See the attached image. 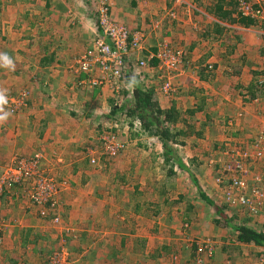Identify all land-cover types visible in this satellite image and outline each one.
Instances as JSON below:
<instances>
[{
    "label": "crops",
    "instance_id": "crops-1",
    "mask_svg": "<svg viewBox=\"0 0 264 264\" xmlns=\"http://www.w3.org/2000/svg\"><path fill=\"white\" fill-rule=\"evenodd\" d=\"M107 1L116 21L125 24L134 32L145 35L144 58L149 53H155L158 44L166 42L165 40L181 45L192 55L191 62L179 77V80H184L183 82L186 83L183 87L190 90L186 95L187 98L181 103L173 99L168 101V97L158 94L154 89L155 100L158 101L161 109L168 110L174 106L181 114L193 110L195 120H200V123L204 120L206 122L210 110L204 106V110L197 111L199 101H205V96H208L211 91V83L218 76L221 79L225 77L235 84L233 92L237 93L238 104L235 102L233 107L231 103L227 104L232 107L230 110L231 112L233 110L232 114H235L240 106L248 109L249 105L254 103H243V95L251 86L257 89L258 81H262L264 76V25L245 28L237 23L219 21L214 15V9L219 0H188L189 6L181 7H175L174 0ZM229 1L226 0L225 3L228 5L232 0ZM92 3H94L93 0H35V25H33L35 36H38L35 42L39 49L35 55V92L40 87V80L42 88H49L52 91L45 94L46 102L42 93L38 92V96L35 95L38 99L35 100L34 119L16 116V118L12 117L11 120L0 123V167L8 163L13 154L28 156L41 153L48 158L45 159V164L50 162L49 170L54 171L58 177L66 178L71 182H75L76 179H71L74 177L83 179L82 185H72L63 193L61 198L65 201H62L61 210L66 223H72V226L82 224L88 230L91 229L90 226L94 224V219L98 216L99 212L93 209L95 202L98 204L97 200L102 202L103 198L99 192L104 191L105 185L95 187L92 186L93 180L86 182L88 176L94 179L91 173L93 170L97 172L98 170L91 165L85 151L87 148L94 147L93 149L98 152L96 148L100 142L97 143V141L103 125L108 126L109 124V128L119 126L117 123L119 119L113 118L110 113L113 104L117 101L111 98L110 93L106 98L103 95L109 85L104 86L105 88L83 85L78 78L76 80L73 78V73L70 71L73 60L85 52L90 45L92 46L91 42L94 39L97 25L94 24L96 16ZM227 5L224 6V10L231 9ZM173 12L175 18H170L169 14ZM2 40L1 36L0 41ZM43 58H51L53 62L45 65ZM207 64H213L215 72L221 69V65L226 71L224 74L218 71L209 77L204 70ZM152 70L156 71V68L152 67ZM148 75V73L142 74L140 79L136 80L137 85L147 80ZM179 80L178 86L182 84ZM153 86L151 84L149 87L153 90ZM86 90L93 92V98L89 101L94 102L98 96L97 103L91 105L88 100H85L87 97L82 98L79 95L82 92L85 93ZM183 91L184 89H180L179 93ZM202 117H204L203 120ZM228 118L226 116L224 120ZM125 132L124 129L123 133ZM130 132L132 134V130ZM27 139L32 142L31 145L29 144V148L32 146L29 150L23 148V143ZM104 160L103 158L102 164ZM126 164L130 163H125V166ZM102 170L105 168L102 167ZM105 172H108L107 167ZM107 186L109 190L115 189L118 185ZM119 190L120 196L115 204L118 203L117 205L122 207L126 204L128 208L125 212H115L112 215H110V209L103 212L101 221L103 218L110 220L109 223H112V226L102 225L105 230L102 229L98 234L102 236L100 241L85 246L84 233L81 234V230L77 234H74L73 230L71 233H65L68 246L70 248L73 246L78 252L77 256L81 261L79 264H121V260L125 264H140V262L145 264L146 260L143 262L142 258L146 259L150 251L146 252L142 244L151 246L150 231L151 228L155 229L153 222L151 224V219L154 218L148 219L145 214L136 212L141 209L137 205L142 204V198L131 202L132 194L124 186ZM10 197L13 202L7 197L0 205V216L3 215L5 222L9 223L2 230L0 225L2 231H0V261L8 262L13 256L12 259L16 261H11V264H17L22 257L25 259L28 257L30 264H42L40 257L50 254L54 249V246L50 245L52 243L55 245V241L58 243L61 240V238L57 240V237L55 239L57 233L55 234L52 228V226L56 227L53 225L54 217L50 216L45 219L40 215V209L30 205L29 202L19 204L17 197ZM88 205L93 209L88 208V210ZM10 209H14L15 212H10ZM14 214L15 217H13ZM161 220L160 218L159 221ZM159 221L157 223L155 221V224L158 225ZM141 223H144V227L149 228V231L144 232ZM216 227L212 228L214 232H216ZM219 230L224 229H217ZM23 245L25 246L24 251L21 250ZM83 246L85 247L81 248ZM259 247L252 243L242 244L240 251L245 252L247 256L251 255L249 252L252 249L257 251ZM225 250L223 246V251L217 252L214 263L208 264H220L225 258L223 254ZM231 250L234 249L231 248ZM240 251L238 250V253L241 255ZM235 255L230 254L233 257L229 263L234 264ZM147 264L153 263L148 262Z\"/></svg>",
    "mask_w": 264,
    "mask_h": 264
},
{
    "label": "rangeland",
    "instance_id": "rangeland-1",
    "mask_svg": "<svg viewBox=\"0 0 264 264\" xmlns=\"http://www.w3.org/2000/svg\"><path fill=\"white\" fill-rule=\"evenodd\" d=\"M94 3V13H95V23L97 24V17H98V9L102 2L107 0H93ZM262 1V0H261ZM41 5V2L39 3V6ZM264 8V7H263ZM170 18H173L171 14H169ZM35 0H0V37L2 36L3 40L0 41V56L7 55L12 60V65L4 66L3 61L0 60V93H3L5 96V102H0V115L3 114V112H9L10 115L8 116L7 120L0 121L5 122L12 119V117L16 118V116L25 117V119H28L29 117H32L34 119L35 117V100L38 99V97H35V95L38 96V92L42 93L44 96V101L46 102V96L52 89H44L41 87V80L39 81L40 87L38 88V91L35 92V54L39 52V49L37 48V43L35 42V38L38 36H35ZM31 25L33 26L31 28ZM30 27V28H29ZM97 25H96V32H97ZM95 32V34H96ZM159 36L161 34L159 33ZM95 37V36H94ZM93 41V40H92ZM166 42H160L158 44V50L161 43H167L170 46H172L175 49H182L185 51V60H184V67L181 69L182 71L185 69V67L191 62L192 55L187 52V49H184L181 45H176L172 41L165 40ZM92 43V42H91ZM91 47V45H90ZM89 47V48H90ZM89 48L85 49L86 51L89 50ZM77 56L75 60H73V64H71L70 71L73 73L72 76L75 78V80L78 78L79 82L81 81V74L79 73V68L76 65V61L79 57H81L84 53ZM145 51V50H144ZM144 51L140 52L137 55V58H143L144 57ZM154 54V53H152ZM220 73H225L226 70H224V67L221 65V69H218ZM214 71V73L218 72ZM143 74L148 73L147 80L142 81L139 85L141 86H147L148 84H153V89L158 94H162L165 96L161 91L160 87L164 80V78H167V74L164 70H156L153 71L152 69H145L141 70ZM180 73V76H181ZM209 75V74H208ZM212 75V74H211ZM174 80V89L175 91L168 97V101L173 99L174 101H181L183 99L187 98L188 92L190 90L187 87H183L185 82L184 80H179V77ZM96 77V75H95ZM264 80V76L262 77ZM178 80L179 83H182L178 86ZM78 84V83H77ZM150 84V85H151ZM177 84V86H176ZM231 84L233 86H231ZM149 85V86H150ZM235 84L231 83V80L224 78H220L218 76L213 80V82L210 85L211 91L209 92V95L205 96V101H199L200 105H204L206 109H209V117L208 120L209 128L207 129L206 138L208 142H204L203 146H201L205 151L208 147H211L212 145H215L216 143H221L222 141H225L227 143H234L229 142V138L226 136V121L224 120V117H233L237 119V132H242V138L239 140H235L236 146L238 144H243L248 146V142L251 141L250 138L254 137L256 134L260 136L261 134H264V94L258 95V97L253 100V104L249 105L248 109H245L243 106H240L239 110L237 108V112L235 114H232L230 111L236 102L238 104V96L237 93H234V87ZM148 86V87H149ZM105 88V87H104ZM108 88V90H107ZM134 85H131L129 88H125L122 92H120V95H116L114 89L110 88L109 86L106 87L105 91L103 92V95L107 96L108 93H110L112 96V99H115L116 101H124V100H131L133 97L134 92ZM150 88V87H149ZM111 89V90H110ZM180 89H184L183 92L179 93ZM197 89V87H196ZM88 92V93H87ZM126 92L128 93V98H125V95L122 93ZM192 92V91H191ZM197 92V90H195ZM206 92V91H205ZM37 93V94H36ZM204 94V93H203ZM82 98L89 97L88 99L85 98V100L89 102V104L97 103L98 96H96V99L93 101H89L93 98V92L87 91L85 93H80ZM185 95V96H184ZM114 96V98H113ZM23 99L25 103H27L22 111H20L17 114H12L11 111L5 107V103H11L12 101H17L18 98ZM201 98V97H200ZM242 98V97H241ZM207 99V100H206ZM133 100V99H132ZM256 101V102H255ZM87 102V103H88ZM100 103V101H99ZM98 103V104H99ZM231 103L232 107L228 106L227 104ZM249 103V102H248ZM251 103V102H250ZM79 110V109H78ZM75 111V110H73ZM106 111V110H105ZM104 111V113H105ZM232 115V116H231ZM202 120L204 117L201 118ZM28 121V120H27ZM26 121V122H27ZM205 121V120H204ZM107 121H105L106 123ZM29 123V121H28ZM138 123V122H137ZM134 123L135 132L134 134H131V126H124V124L119 123V126H111L109 128L108 126L103 125L100 135L98 136V147L96 150L93 148H87L85 153L86 156L90 159V163L92 166L96 167L98 172L93 170L92 175L94 179L90 178L88 176V180L86 182H89L93 180V185L95 187H99L100 185H105L104 191H100L99 195H101L102 202L98 201L95 202V208L90 207V205L87 206V209H95L97 210L98 216L94 219V226H90V230L86 228V226H82V224H75L72 226V223H66L62 217V210L61 205L63 204V200L61 197L63 193H65L66 190L70 189L72 185H82L83 179L79 177L71 178L72 180H75L77 182L75 184L74 181H69L66 178L58 177L54 171L49 170L48 164H45L46 158L41 153H33L29 154L28 156H18L19 154H13L11 160L4 164L2 167H0V175L6 174L10 169L16 168V165L18 166L22 161H26L27 163H31L34 159L35 162H37L38 165H35L36 168H38L37 173H41V176L44 177L46 181L50 180L53 182V184H56L55 186L60 189L59 195L56 198V201L58 203V207L56 210H54L52 213H48L49 216H47V219L54 214L58 219V221H54L53 225L56 227H53V230L55 231V239L57 237V240L61 238L60 242L57 243L55 241V245L53 243L50 245L54 249L50 254H45L41 258L42 264H55L50 258L53 254H56L58 252H63L64 254V261L68 264H79L81 261L79 259L78 252L75 251V248L73 246L70 248L67 244L64 245V242H67L65 233H71V231H74V234H77L78 231H82L81 234L84 233V241L85 246L91 245L93 242L100 241L102 236H98V234L102 231L104 228L102 225L106 226H112V223H109L110 220H106L105 218H102L103 212L106 209H110V215L112 213H117L121 211H126L128 206L122 207L121 205L115 204L116 201H118V196H120L119 189L123 186L125 187L128 192L131 194H134V188L140 186L141 190H145L144 196H134L131 198L132 202L136 201V199L142 198V204H140L139 210H136L137 213L145 214V216L148 219H151L155 214H153L152 211H154V207L149 206V201H152L155 199L156 202H159V204L165 203L164 200L166 196L168 195V200L166 201L167 204L162 207L163 213L160 216H154V219H151V224L153 222V226L155 229L151 228L150 231V245L142 244L146 250V252L150 251V256H148L146 259L142 258L143 262L146 260L145 264L148 262H151L153 264H193L191 261V253L193 252V249L191 248L192 243H198L200 246H203L204 248L209 247L211 251L214 253L216 252H222L224 245H229V248H236L237 247V241L236 237L237 234L235 232L232 233L231 229L225 227L221 228L218 226L215 221L218 220L216 213H214L212 210V207L206 206L202 201L199 199V192L194 185L192 179L190 178L189 174L185 171L175 170L177 173L176 176L168 177V171L170 170L168 167L165 168V165L161 161V145L158 141H155L153 139H150L146 134H144L138 124ZM33 124V123H31ZM35 124V120H34ZM33 124V125H34ZM137 124V125H136ZM132 125V126H133ZM102 126V125H101ZM200 127L199 125H197ZM223 127V128H222ZM31 128V126H30ZM125 129V133H123ZM107 135H113L116 136L117 140L115 141L117 144H121L124 146L122 155H117L115 157H108L104 154V145L106 144V140H104V134ZM141 134V135H139ZM137 135V136H135ZM219 135H221L219 140ZM83 136V135H82ZM82 136L80 137L82 139ZM85 136V135H84ZM30 140H26L23 143V148L25 150H29L32 148H29V144L31 145ZM199 144L195 142H189L188 146L183 149V146H179L177 149L180 151V154L184 159L191 164V172L197 177L200 188L202 191L209 195L210 198L216 200L222 207L226 205L225 203L228 202L226 197V188L219 185L217 178H214L215 175V169L219 165H223V171L224 166L228 165L231 161L230 156L223 155V158L219 161V159H215L218 157L216 153H214L210 157H203L199 156L201 155L198 149ZM242 145V146H243ZM240 146V145H239ZM229 146H227L228 148ZM221 152H223V147L221 146ZM231 147H229L230 150ZM237 148V147H235ZM232 150H235L232 147ZM264 150V149H263ZM31 153V152H30ZM99 153V154H98ZM98 154V155H97ZM128 154V156H127ZM199 154V155H198ZM226 154V153H225ZM126 155V156H125ZM135 155V156H134ZM38 156V157H37ZM125 156V157H124ZM199 156V157H198ZM103 164L101 163L102 159ZM197 157L198 161L193 162L192 158ZM87 158V159H88ZM116 159V160H115ZM213 159L212 164L210 165V160ZM92 160H96V163H92ZM193 162V165L191 163ZM125 163L129 166H125ZM125 166V167H124ZM261 165L255 164L252 165V172L251 175L248 177V182H250V185L254 182V176L256 171L258 174H262L264 172L263 166L260 168ZM107 167V171L102 170ZM95 169V168H94ZM223 173V172H222ZM222 173L218 174L219 177L222 176ZM39 177V174L37 175ZM1 177V176H0ZM43 184H48L43 183ZM32 185V182H29L27 184ZM107 185H118L115 189H109ZM162 186L164 189L160 192L157 191L156 186ZM222 185H226V182L224 181ZM107 188V189H106ZM127 192V191H126ZM168 192V194H167ZM167 194V195H166ZM10 199V196L17 197V201L20 203L25 204L24 202H29L28 200V193L25 191H19V190H11L7 191L6 195L1 199L0 205L7 197ZM184 197V201H178V197ZM176 198V199H174ZM127 199V198H126ZM146 203H145V201ZM171 199V200H170ZM236 195L233 196V203L229 202L232 205V210L230 208L224 209L226 212V215L229 219H231L236 212H239L240 219L237 221L242 224L243 226L252 228V229H258L259 226L263 225L264 219H261L259 221L258 219H253L248 213L239 210L240 206L238 205V201H236ZM11 202H13V199H10ZM185 201H188L190 205H197L196 212L194 215H197V218L190 219L192 221L191 224H188V226L185 223L186 215L184 213V204ZM177 202V204H174ZM181 202V203H180ZM187 202V203H188ZM197 202V203H196ZM30 203V202H29ZM186 203V204H187ZM16 203H14L15 205ZM157 204V203H156ZM30 205L34 206L32 203ZM117 206V208H116ZM35 207V206H34ZM109 207V208H108ZM118 209V210H117ZM130 209V208H129ZM132 209V208H131ZM1 210V209H0ZM11 210V209H10ZM89 210V209H88ZM10 212H15V210H11ZM41 212V211H40ZM131 212V211H130ZM187 214V213H186ZM193 214V213H192ZM41 215V214H40ZM16 215L14 214L13 217ZM191 217V214H189ZM52 217V216H51ZM44 218V217H43ZM162 219L159 221V219ZM46 219V218H45ZM220 219V218H219ZM0 223L1 230L9 225V223L5 222L3 215L0 216ZM159 221L158 225L155 224ZM83 223V222H82ZM85 224V223H83ZM71 225V226H70ZM87 225V224H86ZM98 227H97V226ZM143 226L144 232L146 230L149 231V228L146 229L144 227V223H141ZM221 225V224H220ZM116 226V225H115ZM206 226V227H205ZM216 227V232L212 230L213 227ZM102 227V228H101ZM205 227V228H204ZM205 229V230H204ZM217 229H224L219 230ZM229 229V230H227ZM0 230V231H1ZM105 230V229H103ZM64 231V232H63ZM222 231V232H221ZM89 233V234H88ZM63 235V236H62ZM79 235V234H78ZM89 235V236H88ZM144 235V234H143ZM142 237V236H141ZM140 241V240H139ZM89 242V243H88ZM68 243V242H67ZM140 243V242H139ZM79 245V244H78ZM85 246L81 247L84 248ZM24 245L22 246V251H24ZM80 247V245H79ZM78 247V248H79ZM166 247L167 249H164ZM161 248V249H160ZM74 251V252H73ZM233 253L236 254L234 256L235 260L233 261L234 264H252L256 262V256L257 252L252 249L251 252H249L251 255L241 252V255L238 253L236 249L232 250ZM249 251V250H247ZM175 252V253H174ZM159 253L162 254V258L158 257ZM211 255L210 251L203 254H199V258L197 257V260L194 262L196 264H208V258L206 255ZM225 255L223 264H231L229 263L230 254L227 252H223ZM126 255V254H125ZM154 255L155 257H151ZM157 255V256H156ZM203 257L201 258V256ZM11 256V255H10ZM9 256V257H10ZM140 256V255H139ZM13 256L9 258L7 261H0L2 264H11V261L13 260ZM12 259V260H11ZM63 259L59 258L56 260V264H60L63 262ZM228 261V262H227ZM241 263H240V262ZM121 264H125L121 260ZM199 262V263H198ZM142 262H140L141 264ZM17 264H30L27 259L21 258L18 260Z\"/></svg>",
    "mask_w": 264,
    "mask_h": 264
},
{
    "label": "built area",
    "instance_id": "built-area-1",
    "mask_svg": "<svg viewBox=\"0 0 264 264\" xmlns=\"http://www.w3.org/2000/svg\"><path fill=\"white\" fill-rule=\"evenodd\" d=\"M239 11L245 17H250L261 23L264 20V11L261 0H238ZM174 6H189L188 0H174ZM98 23L100 32L97 31L92 41L90 49L84 53L76 61L80 74L96 73L89 83L82 81V84L90 85L91 87H104L109 85L117 94L122 91L124 76L132 69L135 75L142 76L141 70L151 69L149 61L157 59L158 69L166 72L167 78H164L160 91L165 96H170L175 91L174 80L180 76L181 69L185 59V52L182 49H175L167 43H161L159 50L152 54L150 53L145 58H137L138 53L145 50L143 33H131V31L123 24L116 21L111 13V7L104 1L98 9ZM175 18V13H171ZM210 69L212 67L210 66ZM209 72V71H208ZM27 103L20 97L18 100L11 103H5L12 114H17L22 111ZM137 123V122H136ZM138 124V125H137ZM136 125L139 126V122ZM116 127V126H115ZM104 154L108 157H115L124 146L117 144L116 136L104 134ZM179 148V145L176 146ZM264 134H261L253 144L240 150L235 148L232 151H226V157L229 155L231 161L224 166V171H216L215 177L219 185L226 188V202L224 207L232 210L233 196L236 195V201L240 206L239 210L248 213L253 219H264V172L258 174L256 171L254 182L250 185L248 177L253 173L252 165L259 164L260 168H264ZM38 157V156H37ZM92 160V163H96ZM38 165L35 159L31 163L22 161L16 168L10 169L6 174L0 175V201L6 195L7 191L19 190L28 193V200L36 208L40 209V213L44 218H47L48 213H52L57 209L58 203L56 198L59 195L60 189L52 181H46L41 173H37ZM223 169V167H222ZM223 172V173H222ZM222 173L219 177L218 174ZM39 174V177L37 176ZM226 185H222L223 182ZM32 182V185L27 184ZM48 184H43V183ZM240 212V211H239ZM239 212H236L237 214ZM236 215V214H235ZM54 221H58L57 217L52 214ZM257 232L264 235V223L259 226ZM209 250L205 247L204 250ZM203 251V247H202ZM256 262L252 264H264V246L257 248ZM63 252H58L51 256V260L55 262L59 258H64ZM199 263V262H198ZM60 264H68L63 262Z\"/></svg>",
    "mask_w": 264,
    "mask_h": 264
},
{
    "label": "trees",
    "instance_id": "trees-1",
    "mask_svg": "<svg viewBox=\"0 0 264 264\" xmlns=\"http://www.w3.org/2000/svg\"><path fill=\"white\" fill-rule=\"evenodd\" d=\"M225 2L226 0H219V3L216 5L214 9L215 14L212 13L216 15L219 21L229 22L232 24L237 23V24L244 26L245 28H252V27L254 28L257 25L258 26L264 25V20L261 23H259L255 19H252L250 17H245L242 14H240L238 0L237 1L232 0L228 5ZM261 2H262V6L264 7V1H261ZM225 5L231 7V9L224 10ZM263 11H264V8H263ZM98 26H99V23L97 21V29H98L97 31L100 32V29ZM126 27L131 31V33H136L132 31L128 26ZM157 51L158 49H156V52ZM43 61L45 65H49L51 64V62H53L51 58L50 59L43 58ZM158 64L159 62L157 59H153L149 61V67L151 69L153 67V68H156V70H158L157 68ZM184 64L185 63H183V67H184ZM210 66L212 67V69H210ZM204 68H205L204 69L205 73L209 74L208 75L209 77L210 76L212 77L215 71V66L213 64H207ZM95 75L96 73L94 72L89 73V74H81L80 82L86 81L89 83L95 77ZM139 77L140 76L134 74L132 69L126 73V75L124 76V79L122 80L124 84L122 85L121 90L123 91L125 88L127 89L131 85H134L135 88L132 94L133 100L127 99V100H124L122 103L121 101L118 102L119 100L115 102L110 112L111 116L113 118L116 117V119L117 118L119 119L117 123H122L124 124V126L130 125L132 133L135 132L133 123L139 122L140 130L144 134H146L150 139H154V140L156 139L160 143L161 150H162L161 155H160L162 158L161 161L165 165V168L168 167L170 169L167 174L168 177L176 176L177 175V173L175 172L176 169L180 170V172L185 171L186 173L189 174L190 178L192 179L194 185L196 186L199 192V199L206 206L212 207L213 208L212 211L216 213L218 220H216L215 223L221 228L227 227L231 229L232 233L235 232L237 234V238H236L237 247L234 249L238 251L242 247V244L249 245L251 243L257 246H264V235H262L261 233L257 232L254 229H251L249 227H246L240 224L237 221L238 219H240L239 213L233 216L231 219H229L224 210L226 209V207H222L216 200L210 198L209 195H206L202 191L197 177L191 172V167H190L191 164L188 162V160L186 161L184 157H182V155L180 154V151H178L177 150L178 148L176 147L177 145H179V146H183V149H185L188 146L189 142L196 141V143L199 144L198 149L201 154V155L198 154L199 156L210 157L214 153H216L218 157H216L215 159H219L220 161L221 158H223V154L226 153V151H232V147L234 149L235 147H237L240 150H244L249 146L250 143L253 144L259 136L256 134L254 137H251L250 138L251 141L248 142V146L243 145V144H238L236 146L235 140H239L242 138V132H239L238 134H236L237 132L236 130L238 126L237 119L230 117L226 120V126H225L226 136L229 138L228 139L229 142H234V143H227L225 141H222L221 143L218 142L215 145L208 147L207 150L205 151L201 146H203L204 142H208L206 138V134H207V129L209 128L208 120L210 119V117L207 116L206 117L207 121L206 122L203 121V123L202 122L200 123V120H195L194 118L195 111L193 110H188L184 114H181V112L178 111L174 106L168 110L161 109L158 101L155 100L156 94H155L154 89L152 90L151 88H148L147 86L144 87L139 84L137 85L136 80L140 79ZM83 85H86V84H83ZM256 88L257 89H255L254 86H251L248 89L247 93L243 95L244 96L243 103H248V102L250 103L253 100H255L258 97V95L264 94V80L258 81V85ZM122 94L125 95V98L126 97L128 98L129 96L128 93L126 94V92ZM116 95H119V94H116ZM202 110H204L203 104L198 106L197 111L201 112ZM197 125H199L200 127H198ZM220 137L221 135H219L218 137L219 140H221ZM221 146L223 147V152H221V148H220ZM227 146L231 147L230 150H229V147L227 148ZM122 153H124V151H121L119 155H122ZM192 160L193 162H195V161H198V158L193 157ZM193 162L191 161L192 165H193ZM212 162H215V161L211 159L210 165L212 164ZM222 167L223 165L217 166L215 169V172L222 170ZM140 188H141L140 186L134 188L135 193L132 194V197L138 196V195L142 197L145 195V190L142 191ZM156 188H157L156 190L160 192L164 189V187L160 185L158 187L156 186ZM184 199H185L184 197L180 196L178 197L177 202L184 201ZM167 200H168V195L166 196L164 200L165 203H162V204H159V202H156L155 199H153L152 201H149V206H152L155 208L154 211H152L153 214H155L156 216H160L163 213L162 207L167 204L166 202ZM177 202H175L174 204H177ZM187 202L188 201H185V204H184V208H185L184 213L186 215L185 223L188 226V224L192 223L194 218H197L196 217L197 215H194V213L196 212V209L198 206L193 205V203L192 205H190V203L189 202L187 203ZM137 207H140V204L137 205ZM189 214H191V217L189 216ZM190 219H192V221ZM67 244H68L67 242H64V245H67ZM202 247L203 246H200V244L198 243H192L191 248L193 249V252L191 253L190 262H192L193 264H196L194 262L197 260V257L199 258V254H203V253L207 254V252L209 251L207 249L202 251ZM224 248L226 249L224 251L225 253L228 252L231 255L234 254L233 253L234 251H232L231 248H229V245H224ZM164 249H167V248L164 247ZM229 249L231 251H228ZM217 254H218L217 252L214 253L212 251L210 256L209 254L206 255V257L208 258V263H214L213 261L215 260ZM158 255H159L158 257L162 256L161 253H159ZM151 257H155V256L152 255ZM202 257L203 255L201 256V258ZM231 258L232 257H230L227 260H229L230 262ZM223 261H226V260H222V262ZM222 262H220V264H222Z\"/></svg>",
    "mask_w": 264,
    "mask_h": 264
},
{
    "label": "clouds",
    "instance_id": "clouds-1",
    "mask_svg": "<svg viewBox=\"0 0 264 264\" xmlns=\"http://www.w3.org/2000/svg\"><path fill=\"white\" fill-rule=\"evenodd\" d=\"M0 60L3 61L4 66L12 65V60L5 54L3 56H0ZM0 102H5V96L3 93H0ZM2 111V110H0ZM10 115L9 112H3L2 115H0V121L7 120L8 116ZM252 229V228H251ZM257 231V228L254 229Z\"/></svg>",
    "mask_w": 264,
    "mask_h": 264
}]
</instances>
